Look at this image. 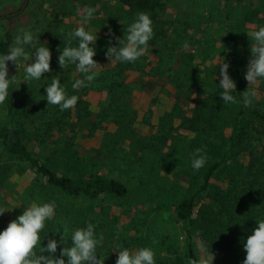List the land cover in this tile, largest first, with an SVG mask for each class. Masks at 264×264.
<instances>
[{"label": "trees", "instance_id": "trees-1", "mask_svg": "<svg viewBox=\"0 0 264 264\" xmlns=\"http://www.w3.org/2000/svg\"><path fill=\"white\" fill-rule=\"evenodd\" d=\"M121 2L131 12L130 17L148 12L155 28L158 12L166 6L164 0ZM234 2L247 4L244 19L264 21V0H258L256 6L254 0ZM98 25H104V21ZM64 35L60 40L53 35L49 47L52 72L39 102L46 107L45 114H39L36 101L18 109L11 86L4 104L6 114L0 121V187L8 184L18 165L35 176L29 204L55 201L57 205L54 219L46 223L41 237L56 228L60 218L68 219L76 228L84 227L86 221L93 223L97 216L101 225L95 230L102 233L106 213L104 233L112 249L117 244L132 249L148 246L155 252L156 264H192L199 258L193 240L199 233L209 244L213 264H242L246 256L243 244L257 227L256 221L264 219V110L253 103L248 107L242 103L247 80L227 34L222 43L223 60L236 83L233 95L241 102L224 103L219 96V81L209 82L198 74L187 82L176 80L178 89L199 94L190 115L175 105L160 115L151 138L136 132L134 113L120 109L123 111L115 119L116 130L90 155L82 154L78 139L93 138L99 124L85 98L88 87L72 88L81 76L75 65L64 69L57 63L58 49L65 46ZM9 45L8 39L0 42V53L7 52ZM54 76L60 77L69 95L79 97L74 108L60 111L56 105H47L44 90ZM24 119L30 126L36 124L33 131L29 132ZM32 137L38 141V156L26 144ZM51 138L54 140L49 141ZM197 148L207 153L208 161L194 171L191 158ZM109 164L129 176L130 185L111 176L105 169ZM168 174L176 179L171 182ZM182 181L187 186H181ZM119 203L127 206L123 210L128 217L126 223L111 213ZM4 219L0 215V223Z\"/></svg>", "mask_w": 264, "mask_h": 264}, {"label": "rangeland", "instance_id": "rangeland-1", "mask_svg": "<svg viewBox=\"0 0 264 264\" xmlns=\"http://www.w3.org/2000/svg\"><path fill=\"white\" fill-rule=\"evenodd\" d=\"M164 2L165 9L158 12L156 28L153 27L154 36L148 42L149 50L145 56L135 63L111 64L105 56L107 47L110 46L109 39L111 38V46H115V37L122 38L135 18L134 15L130 17L132 14L127 7H122L121 0H0V42L8 39L10 44L12 36L18 34L21 28H29L39 36L41 42L50 47L53 35L60 40L69 30L79 26L77 21L80 17L76 13L78 7L94 6L97 9L94 19L86 28L90 27L97 32L96 55L93 59L101 66L96 69L99 75L89 84L85 98L99 126L93 138L78 139L82 154L90 155L93 149L99 148L106 137L116 130L115 119L123 110L135 114L133 124L136 132L151 138L160 115L170 112L175 105L179 106L182 113L190 115L199 94L196 90L186 92L184 89H178L179 83L175 81L181 79L183 82L184 79L187 82V78L198 74L202 79L207 78L209 82L217 83L220 79L218 65L223 60L222 43L226 34L233 44L234 56L245 77L250 57V41L246 32L264 25V21L256 18L252 22L244 19L243 8L247 6L246 3L236 4L234 0ZM253 4L256 6L258 0H254ZM100 20L104 21V25H98ZM158 25L164 30L161 31ZM158 30L161 33H157ZM185 41L189 43L187 49L183 47ZM50 73H44L39 81L24 82L23 64L17 69L14 64H10L11 76L16 75L13 94L18 109H25L31 101L41 102L40 92ZM248 87H254L257 91L253 104L264 110V81L250 86L247 81ZM114 90L116 91L111 97L110 93ZM39 105V114H45L46 107L40 103ZM6 109L4 104L0 105V121L4 118ZM120 109L123 110L120 112ZM18 120H22L21 116ZM23 123L29 132L36 127V124L30 126L27 119H24ZM230 133L231 127L227 129V136ZM26 144L38 156V141L34 138L27 139ZM16 168L8 184L0 187V207L11 209L3 213L5 219L0 223V230L22 214L24 206L29 205L32 198L30 187L35 176L29 170L23 171L19 165ZM105 169L111 176L130 185L129 176L125 173L112 169L110 164ZM173 174L167 175L171 182L176 179ZM181 183V186H187V182ZM126 207V204L119 203L111 210L113 215L120 217L122 223L128 221V217L123 213ZM96 211L100 212V208L96 207ZM106 215L105 213L103 218ZM109 216L111 217V214ZM103 218L104 240L98 248L100 254L97 256L101 255L104 264H115V256L118 253L112 252L113 249L104 233L107 232V224ZM100 222L101 219L95 216L93 224L98 226L101 225ZM74 228L68 219L60 218L56 228L44 237L41 245H46L48 239L53 237L52 232H56L55 238L59 241L63 229H67L65 243L70 244V234ZM64 246L63 243L58 244L55 255L58 256ZM43 254L47 255L46 252Z\"/></svg>", "mask_w": 264, "mask_h": 264}, {"label": "clouds", "instance_id": "clouds-1", "mask_svg": "<svg viewBox=\"0 0 264 264\" xmlns=\"http://www.w3.org/2000/svg\"><path fill=\"white\" fill-rule=\"evenodd\" d=\"M96 11L94 6L78 7L76 13L80 17L77 21L79 26L66 33L63 41L65 46L58 49V65L64 69L75 65L76 72L81 74L80 78L72 83L73 89L88 87L99 75L96 69L101 65L93 59L96 55L97 32L90 27L86 28L94 19ZM152 25L153 21L148 12H137L123 37H115V46H111V38L109 39L110 46L105 52L108 63H135L145 56L149 50L148 42L154 36ZM246 33L250 41V57L245 79L250 86L264 81V25L254 27ZM73 41L76 43L73 44ZM183 47L187 49L189 43L185 41ZM51 59L52 52L48 45L41 42L39 36L31 29L21 28L18 34L12 36L8 51L0 53V105L8 100L11 86L16 79V75L9 77L10 62L16 69L23 64V81L28 82L39 81L44 73L52 72ZM218 66V87L222 90L219 96L224 103L241 102L233 95L236 83L227 71L229 64L222 60ZM44 91L47 105H56L60 111L74 108L79 100L77 95L67 93L59 76H54ZM256 97L257 91L254 87H248L241 93L245 107L251 106ZM207 161V153L202 148H197L192 154L191 167L198 171ZM56 207L55 201L32 202L24 206L22 214L0 230V264H104L101 255L97 256L104 236L96 232V226L92 222L86 221L84 227L74 228L70 234V244L65 243L67 229H63L59 241L55 238L56 232H52L53 237L48 239L46 245H41V241L49 232L43 238L41 233L45 230L46 223L54 219ZM6 210L11 209L0 207V215ZM256 222L257 227L243 244L246 256L242 264H264V219H258ZM193 240L199 258L192 261V264H213L214 257L208 251V242L199 233L194 235ZM60 243L65 246L57 256L55 254ZM45 252L47 255L43 254ZM112 252L118 253L115 264H156L155 252L148 246L132 249L117 244Z\"/></svg>", "mask_w": 264, "mask_h": 264}]
</instances>
